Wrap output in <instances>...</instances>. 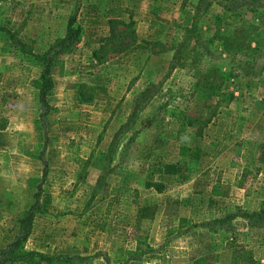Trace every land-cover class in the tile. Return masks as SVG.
Returning <instances> with one entry per match:
<instances>
[{
  "label": "rangeland",
  "instance_id": "1",
  "mask_svg": "<svg viewBox=\"0 0 264 264\" xmlns=\"http://www.w3.org/2000/svg\"><path fill=\"white\" fill-rule=\"evenodd\" d=\"M0 28V248L39 183L20 251L50 258L9 264H264V0H0Z\"/></svg>",
  "mask_w": 264,
  "mask_h": 264
},
{
  "label": "trees",
  "instance_id": "2",
  "mask_svg": "<svg viewBox=\"0 0 264 264\" xmlns=\"http://www.w3.org/2000/svg\"><path fill=\"white\" fill-rule=\"evenodd\" d=\"M72 18H69L67 21L68 26V34L62 40L56 43L57 49L52 50L51 52L43 53L39 57L40 61V73L38 76L39 87L37 92L38 103L40 105V121H42L43 116L48 112L49 105L47 102V94L53 88L54 83L50 75V69L52 65V58L55 53L61 51L72 39H74L79 31V28L76 26L75 28H71ZM1 32H4L5 35L11 40L12 34L5 30L4 28H0ZM43 159V158H42ZM42 161V170L40 175V180L45 176V161ZM145 187H152L156 191L161 190V184L157 182H145ZM40 185L36 186L35 191L32 194V202L29 206L21 213L17 220V228L12 235V237L6 242V244L0 248V264H9L11 262H19L25 261L29 258L34 259L37 257L39 260H50L49 257L44 256L41 253L35 252L33 250H28L26 252L20 251L21 243L27 238L32 228V219L35 212L39 207V199H40ZM249 218H254L255 220L262 221L264 219V207L258 211L251 212L246 214Z\"/></svg>",
  "mask_w": 264,
  "mask_h": 264
}]
</instances>
